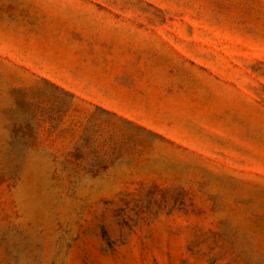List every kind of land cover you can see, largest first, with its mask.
Here are the masks:
<instances>
[{
    "label": "rangeland",
    "instance_id": "1",
    "mask_svg": "<svg viewBox=\"0 0 264 264\" xmlns=\"http://www.w3.org/2000/svg\"><path fill=\"white\" fill-rule=\"evenodd\" d=\"M0 264H264V0H0Z\"/></svg>",
    "mask_w": 264,
    "mask_h": 264
}]
</instances>
